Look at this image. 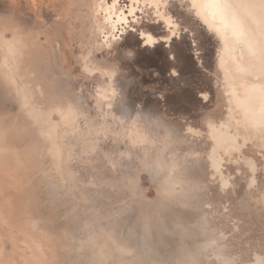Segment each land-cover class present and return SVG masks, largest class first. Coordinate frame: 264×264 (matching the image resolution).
Segmentation results:
<instances>
[{
    "label": "rangeland",
    "instance_id": "rangeland-1",
    "mask_svg": "<svg viewBox=\"0 0 264 264\" xmlns=\"http://www.w3.org/2000/svg\"><path fill=\"white\" fill-rule=\"evenodd\" d=\"M193 1L0 0V264H209L264 236V84L239 76L264 81V31L229 0L230 43Z\"/></svg>",
    "mask_w": 264,
    "mask_h": 264
},
{
    "label": "flooded vegetation",
    "instance_id": "flooded-vegetation-1",
    "mask_svg": "<svg viewBox=\"0 0 264 264\" xmlns=\"http://www.w3.org/2000/svg\"><path fill=\"white\" fill-rule=\"evenodd\" d=\"M193 3L197 9V12L202 16V18L211 26L218 28L220 32L224 34L225 39L228 42L234 44V40L237 38L235 39L232 38L231 35L235 36L233 33V30L231 27L226 26L224 22V15L222 18L221 17L222 14L219 13L218 6L215 7V3L211 4L210 0H195V2L193 1ZM222 4L225 7H228L229 9L234 10L229 0H222ZM223 10H224V7H223ZM233 44L232 46L231 45L230 46H231V49L234 50V59L238 60V57L236 56V54L239 52L237 49H239V46L241 44L238 47L233 46ZM238 55L240 56L239 53ZM240 57L243 58L244 56L242 55ZM245 72L246 73L244 75L240 73L239 76H242L244 78V81L247 80L249 77L252 79V76H250L247 73V70ZM234 79L237 81L238 74L234 76ZM254 80H257V79H254ZM258 82L260 81L258 80L256 81V83H253L252 85H258ZM241 84L244 85V87H246L249 83H241ZM260 95H263V94H257L255 93V91H249L248 93L244 94L243 98L247 105H252L256 109H258L260 106L262 105L264 106V101L262 100V98L259 97ZM240 97H241V94H237V99L239 103L237 104L236 109H238L239 112L242 111L243 114L247 115L248 113L245 111L244 108H242V103L239 99ZM260 199H261L260 202L264 204V192H262ZM263 223H264V220H263ZM263 247H264V236H253L251 237L250 240L249 239L246 240L245 248L244 250L242 249L240 252H234V253L229 252L225 248L220 249L221 251H217V252L215 250V252H213V257H214L213 262L210 261L209 264H264Z\"/></svg>",
    "mask_w": 264,
    "mask_h": 264
},
{
    "label": "bare ground",
    "instance_id": "bare-ground-1",
    "mask_svg": "<svg viewBox=\"0 0 264 264\" xmlns=\"http://www.w3.org/2000/svg\"><path fill=\"white\" fill-rule=\"evenodd\" d=\"M249 4H250V8L252 10L255 11L256 15L258 16L259 20H260V25H261V29H263L264 31V0H246ZM211 4L215 3V7L218 6L219 9V13L222 14V18L224 15V22L226 24V26L231 27L233 30L234 35L236 36V38L238 40H241V42L243 43H250L249 39H248V35L249 33L247 32V37L243 36L244 30L243 27H245L241 21L240 16L237 14V12L235 10L229 9L228 7H225L222 4V0H210ZM224 7V10H223ZM252 43V42H251ZM247 44V45H248ZM251 45V44H250ZM239 48L242 49H237L240 54V56H244L245 53V47L244 45L241 43V45L239 46ZM252 71V69L250 70ZM248 72L250 76H252V78L254 79H259L260 82H258V84H264V81L261 77H259L260 74L256 72ZM244 75V74H242Z\"/></svg>",
    "mask_w": 264,
    "mask_h": 264
}]
</instances>
